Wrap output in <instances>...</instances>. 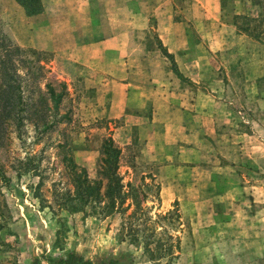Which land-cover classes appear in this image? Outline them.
<instances>
[{"label": "rangeland", "instance_id": "1", "mask_svg": "<svg viewBox=\"0 0 264 264\" xmlns=\"http://www.w3.org/2000/svg\"><path fill=\"white\" fill-rule=\"evenodd\" d=\"M146 1L142 19L136 0H77L85 22L90 14L98 24L70 35L32 33L24 12L0 9V264L70 251L128 264H264V11L235 17L232 49L188 53L180 66L194 82L173 68L151 16L158 0ZM173 5L179 19L192 3ZM106 38L124 55L113 65L90 47ZM4 71L16 79L11 107ZM110 137L124 182L141 186L156 228L148 235L164 238V228L180 238L173 259L152 260L132 241L131 211L105 216L73 200L72 166L97 179ZM152 178L159 191L142 186ZM175 209L177 229L155 224Z\"/></svg>", "mask_w": 264, "mask_h": 264}, {"label": "crops", "instance_id": "2", "mask_svg": "<svg viewBox=\"0 0 264 264\" xmlns=\"http://www.w3.org/2000/svg\"><path fill=\"white\" fill-rule=\"evenodd\" d=\"M44 10L41 14L28 16L22 6L16 0H0V9L11 11H22L24 21L30 23L32 33L53 34H84L91 33L89 28L92 23L90 11L86 12V22L80 15L79 7L73 2L77 0H41ZM58 2L53 5L52 2ZM152 1V0H151ZM157 1V0H155ZM164 2L165 5L161 4ZM191 8L186 7L183 15L176 19L178 11L174 9V0H158L154 7L158 9L154 15L157 20V33L168 53L173 55L176 65L180 72L190 80L196 82L192 76L188 75L186 69L182 70V61L188 65L190 61L186 58L191 50L201 49L210 52L230 50L236 46L235 37L238 34V25L234 19L236 16H256L260 11H264V6L257 5L260 0H190ZM140 6L135 17L144 19L146 15V0H136ZM231 2L234 4L233 11H230ZM170 4V5H169ZM8 5V6H7ZM159 5V6H158ZM165 7L163 10L162 7ZM20 14V12H18ZM96 23V22H95ZM98 24V23H96ZM84 25V26H83ZM197 35V42L194 39ZM264 36V33H263ZM50 37V36H49ZM48 37V38H49ZM113 40V38H110ZM264 40V38H263ZM108 38L95 40L92 46L100 50L99 56H104L109 64L115 62V55H121V49L110 45ZM50 47V46H49ZM47 48V47H46ZM196 51V50H195ZM203 52V51H202ZM118 56V57H119ZM91 58V57H90ZM202 63V62H201ZM205 65L206 63H202ZM129 88L130 86H126Z\"/></svg>", "mask_w": 264, "mask_h": 264}, {"label": "trees", "instance_id": "3", "mask_svg": "<svg viewBox=\"0 0 264 264\" xmlns=\"http://www.w3.org/2000/svg\"><path fill=\"white\" fill-rule=\"evenodd\" d=\"M20 6H22L28 16H34L42 12L43 4L41 0H16ZM10 48V47H8ZM8 56L11 58L12 49L6 50ZM170 57L173 68L177 69L174 57L170 54H166ZM2 68H6L5 62L1 64ZM3 73V85L6 88V95L4 96L6 106L11 107L14 100L13 91L17 88L15 86L16 79L8 71ZM12 90V93H11ZM122 161V150L115 144L112 137L104 140L101 147V157L98 163L97 179L92 180L85 168H80L73 165L75 170V194L76 199L79 202V209H85L91 205L94 212L99 214L110 216L111 214L118 213L121 215L131 213L124 217V225L127 227V234L132 237V241H141L144 245V250L151 254L152 260H160L165 258L173 259L175 253L180 252V238L174 236L167 229L163 228L162 235H166L164 238L160 237L157 240L152 239L154 235H148L149 232H153L156 228L150 226L149 222L151 217L148 215L150 210L143 208L140 203V194L142 193L141 186L135 188L131 182L127 184L124 182L125 177L120 173ZM155 180L152 178L151 183L143 181V187H155L159 191V185H156ZM159 196V194H158ZM159 198V197H158ZM72 200V201H73ZM77 208V207H75ZM78 209V208H77ZM158 221L155 224L170 221L172 228L177 229L181 222V216L179 210L175 209L164 215L159 214ZM143 228V229H142ZM174 229V231H176ZM139 234H142L139 238ZM125 257H107L92 261L85 258L77 251H70L65 255L57 257H42L34 258L31 264H128L125 262ZM46 260V263L43 262Z\"/></svg>", "mask_w": 264, "mask_h": 264}]
</instances>
